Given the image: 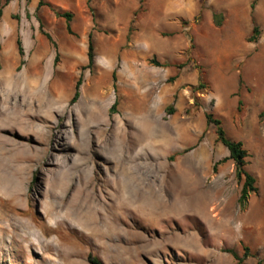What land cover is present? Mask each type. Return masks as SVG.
I'll return each instance as SVG.
<instances>
[{
    "label": "rangeland",
    "instance_id": "374dc122",
    "mask_svg": "<svg viewBox=\"0 0 264 264\" xmlns=\"http://www.w3.org/2000/svg\"><path fill=\"white\" fill-rule=\"evenodd\" d=\"M44 1L73 35L38 0H0V264H264V0ZM206 113L248 151L258 192L244 205ZM125 167L147 210L119 263L71 225L72 205L89 183L98 208L117 203Z\"/></svg>",
    "mask_w": 264,
    "mask_h": 264
},
{
    "label": "bare ground",
    "instance_id": "6f19581e",
    "mask_svg": "<svg viewBox=\"0 0 264 264\" xmlns=\"http://www.w3.org/2000/svg\"><path fill=\"white\" fill-rule=\"evenodd\" d=\"M92 117H93V115H92ZM120 150L121 149H119L118 151H120ZM121 152H125V151H121ZM120 155H123V154H120ZM123 158H125V156H123ZM121 169H122V171H119L120 176L122 177L121 183L117 184V185L112 184V186H110L111 189H113L114 185H116V188L114 187V189H113V195L116 194V196L119 197V198H116V199H118V202L113 203L112 205L108 206L107 210H104L102 208V206L100 208H98L97 203H95V201L92 198L93 195L89 191L88 186L91 183H89V185L84 184V186L82 185L80 189L79 188L76 189V193L84 196V198L81 199V197H79V198H77L78 201L76 204H74V205L71 204L72 206H74V209L76 211V220L74 222L71 219L70 220H71V222H73V224H71V225L74 228L75 227L79 228V230L82 231L86 235L87 240H95V242H97L100 246H103L104 248H106L109 251V253H111L110 255L113 259H116L117 261H119V263H126L128 261H126L127 259L125 256L129 255L131 253V247H130L131 243H132L131 236L133 235V233L131 235V227L129 225V220L132 218V214H133L134 209H135V212H141V213H144L145 210H147V209L145 208V206L142 203L143 200L140 199V201L137 202V200H138V199H136L137 195L134 194L135 189L133 190V188H132V183L134 182L133 172H131L129 170V167L128 168L125 167V168H121ZM82 170H84V169H82ZM75 173H76V171H75ZM78 173H80L79 170H78ZM87 184H88V182H87ZM141 185H139V186L141 187ZM139 186H137V187H139ZM134 187H136V185ZM142 195H144V194H142ZM140 198H141V196H140ZM145 198H148V196ZM155 198H156L155 200H157V197H155ZM160 200H159V202H163ZM151 202H153V199ZM160 204H161V206L158 207V209L161 208V217H162L165 214L167 215V213H165V212H166V210H167L166 208L168 206H166V204L165 205L162 203H160ZM154 205H156V204H154ZM157 206H159V205H157ZM172 207H174V206H172ZM176 207H177V205L175 206V209H176ZM169 209H171V207ZM169 209H168V212H169ZM83 212H86V213L83 214ZM46 215H47L48 219L56 220L57 217L61 216V213L58 209L53 207L50 212L46 213ZM70 215H71V213H70ZM157 215H159V214H157ZM67 217H68V213H65V216L63 217L62 223L66 221ZM35 224L36 223H34L33 225H35ZM58 224H60L59 221L57 222V225ZM52 229L53 228H49L48 231H52ZM134 237H136V236H134ZM120 243H122L123 245ZM49 245H51V244L49 241H47V247ZM140 246H141V244H140ZM46 250L48 251V248Z\"/></svg>",
    "mask_w": 264,
    "mask_h": 264
},
{
    "label": "trees",
    "instance_id": "16d2710c",
    "mask_svg": "<svg viewBox=\"0 0 264 264\" xmlns=\"http://www.w3.org/2000/svg\"><path fill=\"white\" fill-rule=\"evenodd\" d=\"M255 1L252 3V7L255 5ZM46 6L50 8L57 17L63 18L65 20V29L66 32L70 35H73L72 28H71V20L72 15L69 12H59L56 10L51 4L46 3L44 0H38V5L36 8V11H38L41 7ZM2 16V7H0V17ZM39 22V29L40 32L44 35V37L47 39L49 43H51L54 48L56 49V45L52 40V37L43 31V22L41 19H38ZM258 35V28L256 26L253 27V30L248 37L249 42H255ZM17 50L18 54L22 57L23 56V49L21 45V41L19 39L16 40ZM1 49V48H0ZM58 52L56 51L55 57H54V64H57L58 62ZM94 44H93V35L92 33L88 34V40H87V64L85 68L91 69L94 64ZM152 63L156 64L157 66H160L158 62H155L152 60ZM113 79H115V75L113 74ZM203 78L202 76L199 77V82H202ZM81 85V79L79 78L74 85V93L69 101V105L74 104L80 95L79 89ZM118 104V100H115L114 104L110 107L109 111L110 113H114V110L116 109V106ZM240 104V102H239ZM169 113L173 112V106H169L168 110ZM205 121L206 125H213L215 128V134L216 139L218 142H220L228 151V159L233 162L235 167V175L237 180L241 181V189L238 197V202L240 205H244L251 194H256L258 192V188L256 186V178L250 173L248 170V151L246 150L243 142L238 140L230 139L223 128L222 121L219 118H215L213 114L206 113L205 114ZM247 250V249H245ZM233 256L236 259H239L237 254L231 252ZM248 254H245L247 256ZM88 261L91 264H101L97 259L89 257Z\"/></svg>",
    "mask_w": 264,
    "mask_h": 264
}]
</instances>
